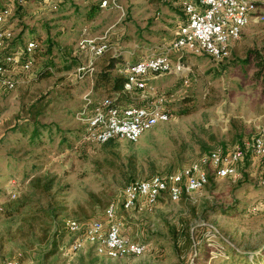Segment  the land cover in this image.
I'll return each mask as SVG.
<instances>
[{
    "label": "rangeland",
    "instance_id": "374dc122",
    "mask_svg": "<svg viewBox=\"0 0 264 264\" xmlns=\"http://www.w3.org/2000/svg\"><path fill=\"white\" fill-rule=\"evenodd\" d=\"M40 1L16 2L21 8L9 20L14 39L46 38L49 31L53 47L48 50L36 37L33 71H17L15 90L0 93V264H264V163L251 151L252 138L264 125V83L253 78L262 69L260 59L264 62V22L246 27L222 62L186 56L194 64L189 83L174 75L154 81L169 97L171 121L137 143L117 140L91 147L78 145L82 126L76 113L84 94L93 88L96 99L114 96L95 90L99 74L113 64L110 72L119 76L125 60H140L172 41L179 22L186 20V0H120L122 19L110 8L89 18L91 5L102 0H56L62 3L58 11L40 9ZM84 28L92 36L107 32L113 48L97 59L92 77L79 81L77 68L87 59L75 53ZM45 67L51 71L39 76ZM37 124L46 127L31 141ZM237 148L246 151L239 177L211 175L202 190L180 201L161 199L142 213L123 209L130 182L173 174L210 152ZM113 201L123 234L149 250L110 259L87 243L70 252L85 226L103 220ZM67 218L81 223L79 233L67 232ZM198 226L205 228L198 231Z\"/></svg>",
    "mask_w": 264,
    "mask_h": 264
},
{
    "label": "built area",
    "instance_id": "2783aa9c",
    "mask_svg": "<svg viewBox=\"0 0 264 264\" xmlns=\"http://www.w3.org/2000/svg\"><path fill=\"white\" fill-rule=\"evenodd\" d=\"M16 2L24 3L25 0H9L0 10V93L15 90L19 78L17 71L28 74L35 66V40L17 47L12 54L4 53L14 39L9 20L17 10ZM40 2L51 11L59 10V3L55 0ZM100 6L120 11L121 19L125 16L120 0H102ZM258 7L253 0L184 1L186 20L179 24L173 40L163 43L140 60L127 59L121 64L119 73L125 77V82L120 92L100 99L94 97L93 88L84 94V105L76 113V120L82 126L78 145L98 147L117 140L137 143L145 133L171 121L169 97L156 88L154 81L165 75H174L185 84L189 83L194 64L186 60L188 55H207L217 62L229 58L232 46L241 40L244 29L253 22H264V14L258 11ZM112 48L107 32L92 36L84 28L75 54L84 56L87 62L77 68L75 78L82 81L92 77L97 59ZM130 55L133 56L134 52ZM124 98L130 102L125 104ZM251 151L264 163V125L253 136ZM245 158L246 151L241 148L227 153L215 150L179 172L133 181L123 192V209L142 213L155 207L161 199L180 201L184 196L202 190L211 175L221 179L237 178L239 166ZM260 185L264 187V170ZM64 228L70 234H77L82 225L77 219L67 218ZM122 232L118 203L113 201L105 218L87 224L83 235L71 244L69 251L76 253L89 243L99 256L123 259L141 256L149 250L148 244L131 240Z\"/></svg>",
    "mask_w": 264,
    "mask_h": 264
},
{
    "label": "trees",
    "instance_id": "16d2710c",
    "mask_svg": "<svg viewBox=\"0 0 264 264\" xmlns=\"http://www.w3.org/2000/svg\"><path fill=\"white\" fill-rule=\"evenodd\" d=\"M154 1L155 0H152V2H154ZM159 1H161V0H159ZM7 2H8V0H0V10L4 8V6L6 5ZM25 2H26V0H25ZM100 5L101 4H99L98 6L91 5V7L89 9L90 12L88 13V17L89 18L93 19V18H95L96 16L99 15V13L101 11V6ZM19 8H21V7L18 6L16 13L18 12ZM75 8L77 9L76 6H75ZM183 14H184V12H183ZM46 36H47L46 38H43V36H41V34H38V35L34 36L33 38H31V40H35L37 42L38 40H36V37L38 39H41V42L42 43H45L46 45H48V47H49L48 50H50L51 47H53V45H52L53 44V40H51V36L49 35V31H48V34ZM26 42L27 41H24L21 38L18 39V40L13 39L9 43V45L4 49V53L6 55L12 54V53H14L16 51L17 47L23 46ZM38 43H37V48L34 51V55L36 54L37 50L39 49V44ZM113 57L114 58H118V57H116V55L113 56ZM111 63H112V61L109 62L110 65H111ZM243 63L244 64H248V62H243ZM258 67H261L263 70L262 69L261 70H257L253 74V78L256 81H260V82H263L264 83V62H263L262 59H260V62L258 63ZM112 68H113V64L111 66H108L107 68L105 67L103 69V72H101L99 74L100 75V78L97 79L96 84H95V90L96 91L102 90L105 93H109V94H112L113 93L114 94V93L120 92L123 89V85H124V82H125V77L124 76H121V75H119V76H113L111 74V72H110ZM50 71H51V68L50 67L42 68L41 71L39 72L40 73L39 76H42V75H44V74H46V73H48ZM44 127H46V126H43V125L41 126L40 124H37V125H35L33 127L32 132L29 134V138L31 139V141H36L37 139H39L41 137L42 129ZM24 129L25 128H17L16 131L21 132L22 135L25 137L28 134V131L27 130L25 131ZM112 142L113 141H110L107 144H110ZM210 179H211V177H210ZM203 228H205V227L204 226H198V231L200 229H203ZM188 239L191 242H193V236H192V233L191 232H189V234H188Z\"/></svg>",
    "mask_w": 264,
    "mask_h": 264
},
{
    "label": "crops",
    "instance_id": "0c3cea01",
    "mask_svg": "<svg viewBox=\"0 0 264 264\" xmlns=\"http://www.w3.org/2000/svg\"><path fill=\"white\" fill-rule=\"evenodd\" d=\"M8 1H9V0H8ZM55 1H56V0H55ZM253 1H255V2L259 5V7H258L259 11L264 12V0H253ZM7 3H8V2H7ZM7 3H6V4H7ZM39 4H40V6H41L40 9H41V8H44V9L47 8V9L49 10V8L46 7V6H44L41 2H39ZM59 9H62V3H61V2L59 3ZM15 13H16V12H15ZM179 24H180V22H179ZM179 24H178V26H177V28H176V31H177L178 28H179ZM245 29H246V28H245ZM245 29H244V30H245ZM176 31H175V33H176ZM236 43H237V42H236ZM236 43H235V44H236ZM235 44H234V45H235ZM234 45H233V46H234ZM136 212H137V211H136ZM138 213H139V212H138ZM122 233H124V231H123Z\"/></svg>",
    "mask_w": 264,
    "mask_h": 264
}]
</instances>
